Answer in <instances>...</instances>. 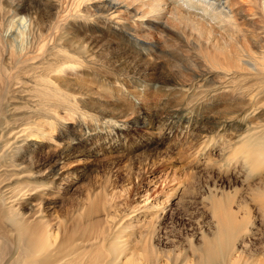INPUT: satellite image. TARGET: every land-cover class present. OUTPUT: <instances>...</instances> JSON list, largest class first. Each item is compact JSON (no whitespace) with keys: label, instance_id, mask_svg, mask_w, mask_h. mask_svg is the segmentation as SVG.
I'll list each match as a JSON object with an SVG mask.
<instances>
[{"label":"bare ground","instance_id":"6f19581e","mask_svg":"<svg viewBox=\"0 0 264 264\" xmlns=\"http://www.w3.org/2000/svg\"><path fill=\"white\" fill-rule=\"evenodd\" d=\"M46 2L45 8L30 11L25 7V1L0 0V264H140L139 260L144 256L150 260L151 253L143 248L140 240L133 244L131 256L125 257L128 244L120 238L129 226L121 223L127 213L111 222L100 201L88 200L81 207L79 216L70 218L68 226L59 218L57 231L52 230L44 219L47 206L58 201H45L38 192L51 191L55 164L75 154L68 142L57 156L38 160L42 144H31L32 138L42 137L44 133L37 120L47 126L55 118L56 109L67 113L76 108L75 98H72L76 93L67 95L63 91L67 82L58 77L72 71L77 73L80 67L84 68L83 72H88L98 65L99 41L86 32L93 34V25L99 30H112L116 36L123 37L127 33L136 39L137 28L143 25L140 20L151 19L153 22H149V27L160 36L174 37L194 50L191 62L180 65L182 60L179 59L174 62V67H166L164 64L173 56L162 50L156 58L146 51L140 52L138 57L128 54L119 61L116 59L118 54L106 59L135 86L144 81L152 90L180 94L178 105L196 113L192 103L200 99V102L208 100L209 106L221 93L231 96V91L238 85L233 86L235 79L242 78L241 73L264 76V39L263 50L259 52L256 50L259 39L249 40L247 45L238 38L240 30L236 14H232L233 7L229 5L231 0H90L91 11H71L55 0ZM253 2L264 21V0ZM194 6H198L199 13ZM43 11L55 12L53 27L45 34L38 28ZM247 12L248 9H243L238 13H241L239 17L246 20L243 17ZM89 13L95 16L90 18ZM59 22L64 26L57 28ZM71 24H76L77 29L72 36L68 33ZM88 24L92 26L87 27ZM143 34L148 36L149 31ZM151 39L154 45L153 37ZM257 52L260 54L256 55ZM32 59L35 61L31 66L23 70L25 62ZM176 72L179 75H175ZM102 84L108 92L106 96L118 105L135 96L123 91L122 83L119 94L113 97L107 84ZM244 88L240 86L237 91ZM19 95L18 100L14 99ZM77 97L84 100L81 95ZM231 97L226 106L212 111L216 118H211L210 125L212 129L233 127L238 141H242L241 148H246L241 160L244 167L261 169L264 165V123L255 125L252 131L239 132L244 127L241 124L238 127L237 118L248 114L245 109L249 103L244 105L239 97ZM231 117L235 121H231ZM169 120L163 118L162 122ZM136 148L143 153L156 150L158 145L145 138V146L136 145ZM99 195L106 196L103 189ZM209 198L215 232L203 240L192 262L182 264H264V248L257 262L255 255L230 256L232 245L243 238L241 231L249 221L244 206L238 204L234 208V201L228 196ZM255 199L264 215V188L258 190ZM132 231L135 234L142 230ZM130 258L132 260L128 261ZM172 262L180 264V261Z\"/></svg>","mask_w":264,"mask_h":264},{"label":"rangeland","instance_id":"374dc122","mask_svg":"<svg viewBox=\"0 0 264 264\" xmlns=\"http://www.w3.org/2000/svg\"><path fill=\"white\" fill-rule=\"evenodd\" d=\"M22 1L26 2L25 7L30 11L45 8L48 4L46 0H16ZM55 1L66 5L71 11H91L90 0ZM229 5L233 7L232 14H236L240 30L238 38L247 45L249 40L259 39L256 50L262 51L264 21L259 17V8L254 6L253 0H231ZM194 9L199 13L198 6H194ZM243 9L249 10L243 17L246 20L239 17L241 13L238 14ZM43 12L38 28L39 32L45 34L53 27L55 12ZM49 15L53 19L46 18ZM140 22L143 25L137 28L136 39L127 33L123 37L116 36L112 30L104 28L100 31L91 25L93 34L86 32L99 41L97 44L101 53L97 58L98 65L88 72H83L84 68L80 67L77 73L72 71L58 77L67 82L63 90L67 95L76 93V97H72L75 98L76 108L67 113L56 109L55 118L47 126L37 120L44 131L42 137L32 138L31 141V144H42L38 150L41 152L38 160L57 156L68 142L72 146L71 152L75 153L55 164L51 191L38 192L45 201H58L47 206L44 219H47L52 230L57 231L59 218L68 226L70 218L78 217L81 207L88 200H97L106 209V218L111 222L127 213L128 218H122L121 223H128L129 226L120 238L128 244L125 257L131 256L133 244L141 240L143 248L151 253V259L142 255L140 264H172L175 260L182 264L192 262L203 240L212 237L215 232L209 197L219 199L228 196L234 201V208L242 204L243 211L249 213V221L241 231L243 238L234 242L230 256L246 258L255 255L257 262L264 248V215L255 194L264 188V165L255 170L244 167L241 160L246 148H241L242 141H238L233 127L212 129L210 121L216 118L212 111L226 106L227 99L232 96L239 97L241 104L249 103L245 109L248 114L244 118L242 115L237 118L238 127L239 124L244 127L239 132L252 131L255 125L263 124L264 76L241 73L242 78L235 79L233 86L238 85L235 91H231V96L221 93L209 106L206 103L208 100L200 102V99L192 103L196 109V113H192L183 105H178L180 94L152 90L144 81L135 86L129 78L123 77L122 71L112 68V62L107 61L106 57L111 55L118 54L116 59L119 61L128 54L138 57L140 52L146 51L156 58L160 50L173 56L164 64L166 67H174V62L179 59L182 60L180 65L193 60L195 52L190 46H185L174 37L160 36L154 28L149 27V22H153L151 19L145 18ZM63 24L59 22L56 26L59 28ZM68 28L71 36L77 30L76 24ZM148 31V36L143 34ZM34 61L25 62L23 70ZM176 74L179 75L178 72ZM102 83L111 89L113 97L119 94L122 83L123 91L135 96L118 105L106 96L108 92ZM240 86L245 88L237 91ZM79 95L84 100H80ZM19 97L14 96V99L18 100ZM232 103L236 105L234 101ZM111 107L117 112L111 111ZM169 113L172 114L169 116ZM163 118L170 120L162 122ZM231 119L235 121L233 117ZM145 138L157 142L158 148L139 153L141 150L136 145L145 146ZM39 184L43 185V182ZM102 189L105 197L99 195ZM140 229L141 233L134 234L132 231Z\"/></svg>","mask_w":264,"mask_h":264}]
</instances>
